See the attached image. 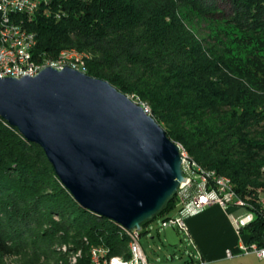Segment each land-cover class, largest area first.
<instances>
[{
    "label": "trees",
    "instance_id": "1",
    "mask_svg": "<svg viewBox=\"0 0 264 264\" xmlns=\"http://www.w3.org/2000/svg\"><path fill=\"white\" fill-rule=\"evenodd\" d=\"M230 2L225 13L215 0H47L33 18L16 19L35 32V56L76 48L85 73L134 95L194 161L264 209L253 194L264 187V37L255 35L264 30V0ZM225 19L254 34L237 35L219 25ZM176 202L174 195L153 220ZM244 233L264 246L259 218ZM61 243L82 251L75 264H96L93 247L131 256L127 230L83 208L44 150L0 117V252L21 253L24 264H72Z\"/></svg>",
    "mask_w": 264,
    "mask_h": 264
},
{
    "label": "water",
    "instance_id": "2",
    "mask_svg": "<svg viewBox=\"0 0 264 264\" xmlns=\"http://www.w3.org/2000/svg\"><path fill=\"white\" fill-rule=\"evenodd\" d=\"M0 117L39 145L85 209L142 229L186 177L179 144L141 104L72 67L0 77Z\"/></svg>",
    "mask_w": 264,
    "mask_h": 264
},
{
    "label": "built area",
    "instance_id": "3",
    "mask_svg": "<svg viewBox=\"0 0 264 264\" xmlns=\"http://www.w3.org/2000/svg\"><path fill=\"white\" fill-rule=\"evenodd\" d=\"M46 3L47 0H0V44H6L7 47L9 42H17L20 43L22 48V55H14V52L8 51L7 56H0V62L3 63V70H0V73H4V77L36 76L48 67L46 56H35L34 50L37 45L35 32L27 29L16 19L19 14L29 19L33 18ZM68 49L76 48H65L61 51ZM33 60H43V68H33ZM61 69L62 67L58 70ZM142 106L144 107V105ZM144 109L151 114L146 107ZM181 156L186 180L181 184L177 194L178 200H181L182 204L175 214L163 219L162 226H173L187 237V220L200 214L211 205L244 209L243 214L233 216V224L239 239L235 249L226 250V257L233 258L238 255L255 254L258 258L264 260V246L256 242H248L246 233H244V229L258 218L262 220L264 225V209L255 206L247 207L242 204L237 195L233 194V190L226 188L227 179H208L194 166L190 158L184 156V151H181ZM253 194L255 197H261V200L264 201V187L263 189L254 190ZM141 230L137 228L131 230L135 239L134 264H155L148 258L143 249L140 240ZM92 249L97 250L96 264H106L108 258L112 257H108L109 250L104 247H93ZM102 257L104 258L102 259Z\"/></svg>",
    "mask_w": 264,
    "mask_h": 264
},
{
    "label": "rangeland",
    "instance_id": "4",
    "mask_svg": "<svg viewBox=\"0 0 264 264\" xmlns=\"http://www.w3.org/2000/svg\"><path fill=\"white\" fill-rule=\"evenodd\" d=\"M216 2L221 5V9L225 11V13L232 11V5L230 0H215ZM219 25H225L227 28L237 33V35L241 37H248L253 35L254 33L248 32L247 30H240L236 26H232L233 24L230 23V19H225L223 21L218 22ZM233 27V28H232ZM231 28V29H230ZM206 30L201 28V35L204 36L206 34ZM256 32V31H255ZM261 37H264V30L261 32H256ZM261 42V41H260ZM262 45L259 46L260 49L257 51L258 56L263 57L262 61L264 62V43L261 42ZM243 52L241 53V57L245 60L247 58L248 52L251 49V45L249 43H242ZM70 53H74L72 59H76L75 62L77 63L78 69L81 71L83 70L80 66V54L77 50L75 52L70 51ZM83 55L86 53L82 52ZM132 100L138 102L135 99L134 95L127 94ZM139 103V102H138ZM142 105V103H140ZM261 172L264 174V167L261 168ZM176 208H172L166 211L163 215L157 216L154 220H152L148 226V231L141 235V244L143 249L148 256V258L153 261L155 264H234L238 262V264H264V260H260L255 254H248V255H238L233 258H225L222 261H215V262H197L193 261V263H189L190 255L195 254L197 251V247L193 240V245L189 237L184 236V233H180L176 228L173 226L163 227L162 221L164 218L168 216H172L175 214L177 207L179 205L178 202V194ZM244 213V209H240L233 216H238ZM58 219V218H56ZM47 225H43L42 229H46ZM6 246H10V243H6ZM67 244H58L59 246H63ZM24 258L21 253H1L0 252V264H24ZM44 259L40 260V264H51L49 262L43 261Z\"/></svg>",
    "mask_w": 264,
    "mask_h": 264
},
{
    "label": "crops",
    "instance_id": "5",
    "mask_svg": "<svg viewBox=\"0 0 264 264\" xmlns=\"http://www.w3.org/2000/svg\"><path fill=\"white\" fill-rule=\"evenodd\" d=\"M178 202L177 209L182 204L181 200ZM239 210L238 208L211 205L200 214L187 220V237L190 238L192 245L194 240L197 247L194 257L193 254L190 255L189 263H193V261L198 263L215 262L228 258L226 250L235 249L238 244L239 237L233 224V215ZM234 264H238V262Z\"/></svg>",
    "mask_w": 264,
    "mask_h": 264
},
{
    "label": "bare ground",
    "instance_id": "6",
    "mask_svg": "<svg viewBox=\"0 0 264 264\" xmlns=\"http://www.w3.org/2000/svg\"><path fill=\"white\" fill-rule=\"evenodd\" d=\"M8 51L14 52V55H22V48L20 46V43L17 42H9L7 44H0V56H7ZM70 51L75 52V50H66L62 51L60 57L56 59H50L46 58V65L53 67L55 69H59L62 67L64 69L65 67H72L74 69H78L77 63L75 60L72 59V56H77L74 55V53H70ZM82 57V56H81ZM81 59V58H80ZM79 59V60H80ZM78 61V60H76ZM33 68H43V60H33ZM0 70H3V63L0 62ZM81 71V70H80ZM83 71V70H82ZM84 72V71H83ZM0 77L4 78V73H0ZM138 103V102H137ZM140 104V103H138ZM144 107L148 109L150 112V109L147 105L143 104ZM180 146V145H179ZM180 150L184 151V156L190 158V160L193 162L194 166L201 172V174H204L207 176L208 179H227L226 181V188H229L230 190H233V194L237 195L238 199L240 202L247 207H253L252 204L246 202L240 194L236 190V186L232 179L228 176H223L218 174L215 170H208L203 168L200 164H198L196 161H194L190 156L189 153L184 149L183 147L180 146ZM264 203V201H263ZM128 235L130 236V243H129V248H130V253L131 256L129 258H125L123 256H112L109 260H107L106 264H134L135 260V239L134 236L131 232V230H127ZM62 252L68 253V259L72 264H75L78 262V260L82 257V251L79 250L77 252L71 251L68 247V245H63L61 248H59ZM92 260L96 263V258H97V250L93 249L92 250Z\"/></svg>",
    "mask_w": 264,
    "mask_h": 264
}]
</instances>
